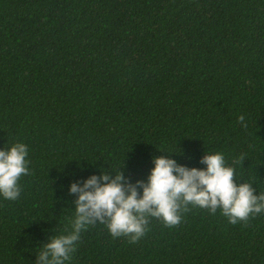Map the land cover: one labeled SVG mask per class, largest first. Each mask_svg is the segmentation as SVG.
Wrapping results in <instances>:
<instances>
[{
    "label": "trees",
    "instance_id": "trees-1",
    "mask_svg": "<svg viewBox=\"0 0 264 264\" xmlns=\"http://www.w3.org/2000/svg\"><path fill=\"white\" fill-rule=\"evenodd\" d=\"M13 141L29 172L0 198V264H37L70 231L69 185L101 167L135 183L153 156L201 168L219 151L264 192V0H0V147ZM181 217H150L135 242L96 222L66 264H264V213Z\"/></svg>",
    "mask_w": 264,
    "mask_h": 264
},
{
    "label": "clouds",
    "instance_id": "clouds-1",
    "mask_svg": "<svg viewBox=\"0 0 264 264\" xmlns=\"http://www.w3.org/2000/svg\"><path fill=\"white\" fill-rule=\"evenodd\" d=\"M27 156L28 146L22 141L0 147V198L16 200L20 195L18 180L29 172ZM151 163L147 177L135 183L119 170L123 166L101 167L99 176L71 183L68 191L76 200L70 231L50 237L37 254V264H66L81 232L96 222L105 224L113 237L127 236L135 242L144 235L150 217L174 226L189 205L210 213L219 209L231 224L264 213V192L256 195L251 183H238L235 168L222 152L204 150L201 168L179 164L169 155L153 156Z\"/></svg>",
    "mask_w": 264,
    "mask_h": 264
}]
</instances>
